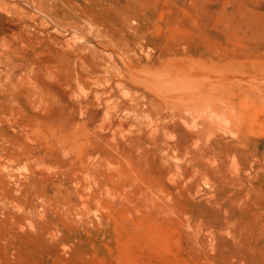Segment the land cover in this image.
Here are the masks:
<instances>
[{"label":"rangeland","instance_id":"374dc122","mask_svg":"<svg viewBox=\"0 0 264 264\" xmlns=\"http://www.w3.org/2000/svg\"><path fill=\"white\" fill-rule=\"evenodd\" d=\"M0 264H264V0H0Z\"/></svg>","mask_w":264,"mask_h":264},{"label":"bare ground","instance_id":"6f19581e","mask_svg":"<svg viewBox=\"0 0 264 264\" xmlns=\"http://www.w3.org/2000/svg\"><path fill=\"white\" fill-rule=\"evenodd\" d=\"M33 14V13H32ZM27 25V24H26ZM110 52V51H109ZM109 52H107V53H109ZM26 98V97H25Z\"/></svg>","mask_w":264,"mask_h":264}]
</instances>
